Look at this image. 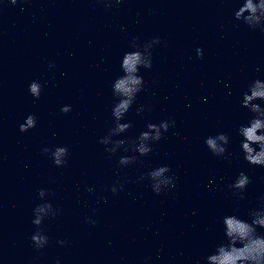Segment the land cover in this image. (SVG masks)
<instances>
[{"label": "clouds", "instance_id": "9594fccd", "mask_svg": "<svg viewBox=\"0 0 264 264\" xmlns=\"http://www.w3.org/2000/svg\"><path fill=\"white\" fill-rule=\"evenodd\" d=\"M121 0H116L119 4ZM12 4H16L17 0H11ZM111 6V5H107ZM234 17L238 21H242L252 29L260 28L264 31V0H242L241 6L235 11ZM154 44L160 43L159 39L152 41ZM151 47V45L149 46ZM199 57L203 56L201 48L196 49ZM54 65H50L53 67ZM139 66L146 69L152 67L151 51L148 52V58H144L139 51L127 53L122 58L121 68L123 75L118 77L112 85L113 95L118 98L112 108V116L114 118V127L110 128L99 143L105 145V151L110 155H115L117 151L124 148L127 143L124 139H113L127 132L131 127L130 123H122L126 113L132 107L135 98L142 91L144 81L142 76L136 75ZM42 91L40 83L33 81L29 85V93L35 99H39ZM257 101H264V80L256 79L243 93L241 107L252 113V118L247 124H241L237 131L241 139V150L244 159L253 166L264 167V106ZM71 111L70 105H64L61 112L68 113ZM143 108L138 109V113ZM174 121H161L159 124L148 123L146 131H143L129 147L124 150L138 154V156H147L151 151V143L157 142L163 138ZM36 126V119L33 115H28L26 123L19 126L20 132H27ZM229 144V136L226 133H218L215 136H208L205 139V145L208 150L218 157H224ZM255 146V147H254ZM45 154L50 153L53 164L62 167L66 163L69 150L66 146L56 147L54 150L48 147L42 149ZM137 155L122 156L118 163L120 166H128L137 163ZM168 166H160L153 169L139 180L149 179L151 181L152 190L160 194L165 189L175 188L174 177L168 175L170 172ZM250 183L249 177L241 172L233 184L229 185L230 189H234L235 195L239 196ZM163 186V187H162ZM122 188V186H121ZM91 191V189H89ZM113 193L117 191L116 187L111 189ZM46 194L44 189L39 191V197L43 198ZM264 201V197H261ZM34 219L32 223L36 226V231L31 236L34 246L37 249L45 247L48 243V237L42 233L40 225L48 216H55L57 212L53 210L50 203H42L37 205L34 210ZM249 219H242L237 215H226L223 220V234L225 242L218 244L215 251L208 255L206 264H264V204L259 208L253 209L248 213ZM63 243V241H59Z\"/></svg>", "mask_w": 264, "mask_h": 264}]
</instances>
